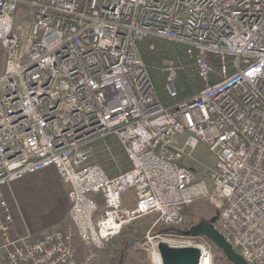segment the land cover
Here are the masks:
<instances>
[{
  "label": "built area",
  "instance_id": "2783aa9c",
  "mask_svg": "<svg viewBox=\"0 0 264 264\" xmlns=\"http://www.w3.org/2000/svg\"><path fill=\"white\" fill-rule=\"evenodd\" d=\"M146 37L179 45L203 86L178 99L171 59L164 102ZM0 46V264H101L95 250L127 223L178 225L200 199L233 249L264 264V0H0ZM47 167L68 186L69 225L17 234L5 190ZM185 245L212 264L204 244Z\"/></svg>",
  "mask_w": 264,
  "mask_h": 264
},
{
  "label": "rangeland",
  "instance_id": "374dc122",
  "mask_svg": "<svg viewBox=\"0 0 264 264\" xmlns=\"http://www.w3.org/2000/svg\"><path fill=\"white\" fill-rule=\"evenodd\" d=\"M4 59V52H0V71L4 64ZM171 59L175 61L177 66L181 65V67H183L189 64L194 69L182 50L178 53L169 55L167 58H164L161 66L164 67L165 63ZM178 69L179 68L177 67V70ZM198 79L200 81V86L202 87L204 83L200 78ZM108 141L110 145L111 142H117L113 137H110ZM114 146L120 149V147H118L119 145ZM111 148L113 150L112 145ZM193 154L196 159L208 167L214 166V156L204 145L199 144L194 150ZM121 166L122 165L119 164V167L123 169ZM113 171L114 170L110 169L107 172L112 173ZM39 174H41V171H37L33 174L36 177V180L33 179L31 184L26 183V185L23 184L22 186L21 184L23 182L19 181L18 183H14L9 187L10 191H8L9 197L7 198V201L14 216V230L17 234L26 232H21L19 230L17 231L16 225L18 222L21 224H24L25 222L31 224L32 217L41 224V227L37 228L33 232L28 231L30 232L31 236L38 235L55 227H65L69 225V219L67 215L69 201L66 199L67 197L65 198L62 196H56L58 192L65 193L64 190H62L61 182L57 178L53 179L51 175L47 177V182H40L38 179L39 177L37 178ZM18 188H20V190H23V188L28 190H26L23 195L18 196V190L16 191ZM96 197L101 203L100 198H98V196ZM130 198L132 200V195ZM12 207H14L15 210H18L15 215L13 213ZM26 208H33L36 210V212L32 214ZM57 209H61V211L65 210L62 218L55 222V224L47 225L46 222L53 215L52 210L55 211ZM154 219L155 215L151 213L138 217L127 223L123 227L122 231L116 235L118 236V240L115 239L116 241L112 242L111 239L106 243L103 249L95 250V257L97 261L101 264H154L155 255L153 257L151 244L160 239H169L172 241L171 245L176 246L179 244H185L189 240L192 242V244H204L210 253L212 264H232L226 259L222 251L219 250L209 239L205 237L200 238L185 236L180 231H178L179 229L186 230L191 225L197 223L200 219H207L209 222L214 224L216 228L220 226V211L208 200L200 199L188 206H185L183 209V219L178 225H153ZM148 236L151 237V243L148 242ZM74 245L80 254L86 250V248H84L83 244L76 238V236L74 237Z\"/></svg>",
  "mask_w": 264,
  "mask_h": 264
},
{
  "label": "trees",
  "instance_id": "16d2710c",
  "mask_svg": "<svg viewBox=\"0 0 264 264\" xmlns=\"http://www.w3.org/2000/svg\"><path fill=\"white\" fill-rule=\"evenodd\" d=\"M181 50L182 48L179 45L165 39L146 37L138 42V51L140 53V56L146 63L151 78L155 84L156 90L164 102H168L169 99L164 89L166 78V70L164 69L165 65L163 67L161 66V63L164 58H167L169 55H172L174 53H178ZM177 67L179 69L177 70L176 76L174 78V86L177 90V98L182 99L192 95L194 92L199 90L201 86L198 76L189 64L187 66L181 67V65H179ZM111 145L113 146V153L116 155L118 163L122 165L121 167L123 169H127L129 167V162L126 158V155L121 149L114 146H118L117 142H111ZM104 159L105 158L103 157L100 160L102 161L103 165L105 164L104 167L106 168V170L109 171L112 164L111 162ZM178 231L181 232L180 229ZM117 237L118 236L112 238L111 241H116L115 239H117Z\"/></svg>",
  "mask_w": 264,
  "mask_h": 264
},
{
  "label": "water",
  "instance_id": "95a60500",
  "mask_svg": "<svg viewBox=\"0 0 264 264\" xmlns=\"http://www.w3.org/2000/svg\"><path fill=\"white\" fill-rule=\"evenodd\" d=\"M185 236H204L222 251L232 264H249L237 253L222 233L207 219H200L186 230H181ZM162 264H199L201 251L195 245L176 246L158 241L156 245Z\"/></svg>",
  "mask_w": 264,
  "mask_h": 264
},
{
  "label": "crops",
  "instance_id": "0c3cea01",
  "mask_svg": "<svg viewBox=\"0 0 264 264\" xmlns=\"http://www.w3.org/2000/svg\"><path fill=\"white\" fill-rule=\"evenodd\" d=\"M0 52L2 53L3 52V50H2V47L0 46ZM2 68H3V66H2ZM2 70V69H1ZM41 171V174H39V176H37V178L39 179V181L40 182H47V177L48 176H52L53 177V179L55 178H57L60 182H61V187H62V190H64V192L65 193H57L56 194V196H62V197H67L66 196V191H67V188H68V186L66 185V184H62V181L58 178V176L56 175V172H55V170H54V168L53 167H47V168H44V169H42V170H40ZM35 173V172H34ZM34 173H31V174H28V175H26L24 178H22V179H20V180H18V181H16V182H14L15 184L16 183H18L19 181H22L23 183L21 184L22 186H23V184L24 185H26V183H28V184H31L32 183V181H33V179L34 180H36V177L33 175ZM49 181V180H48ZM14 183H12V184H14ZM64 187H63V186ZM18 190V191H17ZM26 190H28V189H26V188H23V190H20V188H18V189H16V191H17V195L19 196V195H23L24 193H25V191ZM8 191H10V188H7L6 190H5V195H6V197L8 198L9 197V194H8ZM11 194H12V192H11ZM14 194V193H13ZM130 197H131V191H129L127 194H126V198H127V203H128V205H132L133 204V202H132V200L130 201ZM35 198H37V197H35ZM67 199V198H66ZM31 200V199H30ZM12 201V200H11ZM12 203V202H11ZM27 210H29L30 211V213H35L36 212V210H34L33 208H30V209H28V208H26ZM33 209V210H32ZM12 210H13V213H14V215H15V213L18 211V210H15V208L14 207H12ZM53 211V215H52V217H50V219L46 222V224L47 225H49V224H55V222H57L60 218H62V215L64 214V212H65V210H62L61 211V209H57V210H52ZM39 227H41V224L40 223H38V221H36L35 220V218H33L32 217V219H31V224H28V223H24V224H21L20 222H18V224L16 225V229H17V231L19 230V231H21V232H23V231H31V232H33L34 230H36L37 228H39ZM15 229V228H14ZM43 233V232H42ZM41 234V233H40Z\"/></svg>",
  "mask_w": 264,
  "mask_h": 264
},
{
  "label": "bare ground",
  "instance_id": "6f19581e",
  "mask_svg": "<svg viewBox=\"0 0 264 264\" xmlns=\"http://www.w3.org/2000/svg\"><path fill=\"white\" fill-rule=\"evenodd\" d=\"M160 241H163V242H165L168 245L172 244V241L169 240V239H161ZM156 251H157V249L152 251L153 257L155 255L154 264H162L161 261H160L159 253L157 254L158 251L157 252ZM203 253H204V256L201 257L199 264H207L208 263L209 258H208V256H206L205 251H203Z\"/></svg>",
  "mask_w": 264,
  "mask_h": 264
}]
</instances>
